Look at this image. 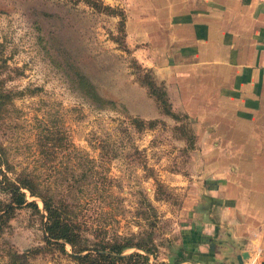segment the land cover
Returning a JSON list of instances; mask_svg holds the SVG:
<instances>
[{"label":"rangeland","instance_id":"obj_1","mask_svg":"<svg viewBox=\"0 0 264 264\" xmlns=\"http://www.w3.org/2000/svg\"><path fill=\"white\" fill-rule=\"evenodd\" d=\"M98 1L123 16L128 3ZM120 19L84 0H0V79L5 89L21 91L1 113L0 149L14 170L42 172L37 138L46 131L61 137L49 164L58 173L51 185L88 237L151 236L149 264H171L189 211L187 194L200 181L193 131L184 115L165 114L139 81L144 72L124 42ZM76 71L113 104L97 107L83 97L72 81ZM129 117L142 122L134 127ZM80 153L96 159L112 182L71 183V171L90 165ZM39 214L15 211L0 232V264H7L8 247L36 248L27 264H74L44 242Z\"/></svg>","mask_w":264,"mask_h":264},{"label":"crops","instance_id":"obj_2","mask_svg":"<svg viewBox=\"0 0 264 264\" xmlns=\"http://www.w3.org/2000/svg\"><path fill=\"white\" fill-rule=\"evenodd\" d=\"M123 9L133 59L193 131L200 181L186 197L178 264H237L242 253L243 264H264V0Z\"/></svg>","mask_w":264,"mask_h":264},{"label":"trees","instance_id":"obj_3","mask_svg":"<svg viewBox=\"0 0 264 264\" xmlns=\"http://www.w3.org/2000/svg\"><path fill=\"white\" fill-rule=\"evenodd\" d=\"M99 11L107 14L119 15V27L123 30L124 16L122 13L108 5H103L98 0H84ZM144 72L139 80L146 86L148 93L158 104L163 107L165 114L172 115L167 97L161 85H157L151 72L138 65ZM76 88L80 94L90 102L101 107L104 104H113L112 101L99 96L93 84L80 72L73 74ZM21 91H12L2 86L0 79V118L1 113L6 110L5 105L10 104L12 99L19 96ZM129 124L138 127L142 121L136 117H129ZM37 138L36 148L40 154V165L46 166L42 172L21 168L14 170L13 165L0 149V232L8 225L15 211L22 207L33 209L40 213L42 238L46 244L54 250L66 254L74 264H149V256L155 249L151 236L133 240L130 237L114 235L109 239L94 235L88 237L86 228L81 224L65 195H58L51 185L57 183L58 174L49 166L54 161L57 149L61 146V137L51 131L41 132ZM84 161L90 163L86 168L71 171V183L86 181V183H108L111 178L101 168L96 159L88 158L80 153ZM157 183V192L162 190L160 182ZM41 203L39 209L36 203ZM150 208H152L150 206ZM66 245L69 252L65 250ZM36 248L26 249L18 252L12 248L4 251L7 264H27L29 255L35 254ZM177 259L171 264L180 262V253L176 251Z\"/></svg>","mask_w":264,"mask_h":264},{"label":"water","instance_id":"obj_4","mask_svg":"<svg viewBox=\"0 0 264 264\" xmlns=\"http://www.w3.org/2000/svg\"><path fill=\"white\" fill-rule=\"evenodd\" d=\"M247 257V253H242L236 257L237 264H243V259Z\"/></svg>","mask_w":264,"mask_h":264}]
</instances>
